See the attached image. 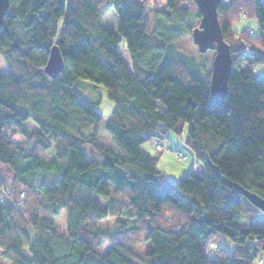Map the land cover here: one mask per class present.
Wrapping results in <instances>:
<instances>
[{
  "label": "trees",
  "instance_id": "16d2710c",
  "mask_svg": "<svg viewBox=\"0 0 264 264\" xmlns=\"http://www.w3.org/2000/svg\"><path fill=\"white\" fill-rule=\"evenodd\" d=\"M148 3L8 0L0 25V264H252L264 251V224L242 223L264 212L234 186L264 199V75L254 70L264 63V0L218 5L231 53L223 98L209 94L207 64L174 45L199 20L194 1ZM249 17L256 28L233 27ZM52 44L63 58L54 77L44 71ZM97 87L113 104L104 129L116 149L97 137ZM185 126L205 173L190 169L173 182L141 144ZM217 235L236 246L211 259L205 244Z\"/></svg>",
  "mask_w": 264,
  "mask_h": 264
},
{
  "label": "rangeland",
  "instance_id": "374dc122",
  "mask_svg": "<svg viewBox=\"0 0 264 264\" xmlns=\"http://www.w3.org/2000/svg\"><path fill=\"white\" fill-rule=\"evenodd\" d=\"M167 0H149L148 7L153 5L152 2L165 3ZM151 12L149 11V16ZM198 21L194 24L196 25ZM250 24L253 28H256L255 20L252 17L247 19L240 20L239 22L234 24V28H240L243 25ZM123 45V40L120 42L119 47ZM174 45L176 49L180 52H183L187 55H191L196 57L199 61L204 64H207L208 70L211 68V60L214 54V51L207 50L204 53H200L197 50L196 45L192 42L191 36L183 37L179 40L174 41ZM122 48V47H121ZM123 55L125 57H129L127 51L122 48ZM259 71L264 73V63L258 64L256 67ZM0 71H6L5 65L0 58ZM87 88L89 86L87 85ZM96 90L98 93L102 94L101 101L97 104L96 108L102 116L101 123L97 129V137L101 144L107 148L116 149L111 141L110 136L104 129V125L106 121L110 118L111 110L113 107L112 102L104 95L103 89L101 87H97ZM88 91V90H87ZM88 95V93H86ZM27 126L30 129H34L35 126L27 121ZM11 132V131H9ZM186 135V126L180 134L173 133L171 131L167 132L164 137H151L145 140L141 146L142 148L148 150L150 153L158 156L157 166L160 170H162L165 175L171 179L173 182L179 181L190 169H193L194 174L201 176L205 173L203 166L197 162L195 159V155L190 147H188L184 138ZM15 139L19 140L22 138L21 136L15 135ZM160 140V148H155L153 144L154 141ZM157 143V142H156ZM178 151V155L175 153ZM5 175V174H4ZM8 178V176H6ZM112 217H108V219L101 221V226L104 228L111 227ZM243 224H264V213L261 215H255L252 220L243 219ZM55 225L61 232L64 231V212L60 213L55 219ZM210 243H216L217 247L212 248ZM236 244L231 241L228 237L224 235H217L208 240L205 244V250L209 258L217 259L220 256V250L223 249L226 253H231L235 248ZM147 246L145 243H141L139 248L145 249ZM108 249L107 244H102L99 247L101 252H105ZM260 259L264 262V251H259L257 254V258L252 264H259L257 260Z\"/></svg>",
  "mask_w": 264,
  "mask_h": 264
},
{
  "label": "water",
  "instance_id": "95a60500",
  "mask_svg": "<svg viewBox=\"0 0 264 264\" xmlns=\"http://www.w3.org/2000/svg\"><path fill=\"white\" fill-rule=\"evenodd\" d=\"M200 13L198 23L191 29L190 36L200 53L214 51L209 78V94L212 98H223L227 93L228 75L231 68L229 44L224 40L223 31L218 21L217 8L222 0H193ZM8 0H0V25ZM63 70V58L60 48L52 44L48 49V57L44 71L50 77ZM237 191L243 194L254 206L264 212V199L234 184Z\"/></svg>",
  "mask_w": 264,
  "mask_h": 264
},
{
  "label": "built area",
  "instance_id": "2783aa9c",
  "mask_svg": "<svg viewBox=\"0 0 264 264\" xmlns=\"http://www.w3.org/2000/svg\"><path fill=\"white\" fill-rule=\"evenodd\" d=\"M250 32H251V30H250ZM157 142V143H156ZM155 143H154V145H155V148H160V140H158V141H156ZM175 153H176V151H175ZM177 155H178V153H176ZM213 247H215L216 246V244L214 243L213 245H212ZM261 264H263V262H261Z\"/></svg>",
  "mask_w": 264,
  "mask_h": 264
},
{
  "label": "crops",
  "instance_id": "0c3cea01",
  "mask_svg": "<svg viewBox=\"0 0 264 264\" xmlns=\"http://www.w3.org/2000/svg\"><path fill=\"white\" fill-rule=\"evenodd\" d=\"M254 70H255V72H256L257 74H259V75H264V73L261 72V71H259L258 69L255 68ZM154 142H155V141H154ZM154 142H153V143H154Z\"/></svg>",
  "mask_w": 264,
  "mask_h": 264
}]
</instances>
